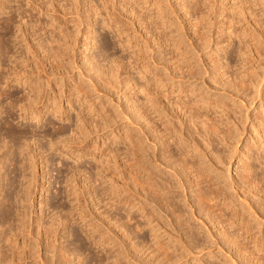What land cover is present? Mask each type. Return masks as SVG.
<instances>
[{"label": "rangeland", "instance_id": "rangeland-1", "mask_svg": "<svg viewBox=\"0 0 264 264\" xmlns=\"http://www.w3.org/2000/svg\"><path fill=\"white\" fill-rule=\"evenodd\" d=\"M3 1L0 0V33L2 40L6 42L8 52H4L5 50L0 47V75L8 76V78L0 82V92H2L0 97V127L26 133V140L30 147L28 150L34 152L36 156H31L28 160L27 150L23 149L21 154L15 150L13 156L17 162L16 167L7 161L4 167L0 168L1 174L6 171L9 178L16 181V189L14 191L12 188L9 190L14 192L12 193L14 204L12 215L14 217L21 202L19 195L15 194L21 193L28 186V193L22 198L23 224L16 225L17 223H14L17 222L14 221L16 219L7 221L9 224L7 222L4 225L0 224V250L9 243L15 244L18 250H21L20 248L23 246L26 247L27 252L24 257L16 259L12 264H41L40 259H47V264H98V259H102L100 264H114L113 261L116 259L114 254L117 252L119 244L116 246L115 243L120 241L119 250L121 254L117 257L118 261L125 263L130 259L126 264H138V262L139 264H159L157 261L162 257L160 256L162 252L152 253L153 250L148 249V246L157 241L158 239L154 240V238L158 236V242L161 243L167 242L169 236L163 230H157V234H153L157 228L151 229L152 224H145L146 218L140 216V211H137L136 208L137 205L133 207L132 203L129 205L124 203L128 197V192H123L117 197L119 186L125 187L126 182H128L131 191L137 190L132 176L135 173L136 164L134 156L131 154L133 150V142L131 141L140 137L141 134L138 130V124H136V118L132 117L135 112L134 103L136 101L137 103L143 102L147 113L156 122L161 118L158 120L157 113L153 111V106H151L152 103L147 101L144 94L138 92L137 87L146 83L149 84V88L152 85L151 76L154 71V60L160 62L158 66L164 75L169 72L173 74L172 68L175 61L171 60L170 56L176 55L184 49L183 44H186L187 48L190 49V56H193L194 69L198 75L194 78L185 76L182 85L189 88L198 87L201 92H207L211 97L218 96L222 91L220 88L212 87L214 85L213 79L208 76L207 70L211 69L209 65H211V58L216 48L214 42L222 40L225 35L218 29L221 26H218L219 23L216 25L217 27L212 25L210 34L207 35L210 41L205 43L204 46H207L203 50L200 48L199 55V53L197 54L198 47L195 46L191 50L188 45L191 42L190 37L194 34V28L190 29V26L196 15L190 11L189 14H186L188 12L182 7L184 0H92V3L89 0L88 2L85 0H32L33 3L29 0H5L6 4ZM212 1L211 3H214ZM214 1L216 2V10L225 8V14L242 18L240 23L235 24V27L239 25L241 30L244 29L246 18L244 20L243 15L239 14L240 12L237 10L239 0ZM255 2L256 4L252 8L257 14L264 15V3L260 1L259 3L258 0ZM71 4L78 5L76 9L82 14V23H80L82 18L78 17L75 9H73V13L64 14V10L72 6ZM92 6L95 14L87 19L85 17L90 14ZM129 9L133 11L131 12ZM219 13L216 14V19L225 21L226 18L222 19ZM237 14H239L238 17H236ZM246 14L249 15V12ZM263 15L260 18L264 21ZM248 19L253 22L252 16H248ZM122 20H125V23ZM121 21L123 25L119 26L118 23ZM59 30L73 33L72 39L61 41L62 49L60 51L56 49L57 43L51 40L55 34L51 35L50 33L51 31L57 33ZM192 37H195V34ZM1 38L0 41L3 42ZM213 38L215 41H212ZM175 40H178L179 49L177 51L173 48ZM236 40L237 38H234L232 47L237 46ZM234 49L235 47L232 49L230 47L228 48L230 52L221 53L224 56L221 63L225 64L229 61V65L232 66L229 70L239 73L240 70L242 71L243 62ZM210 56L211 58H209ZM88 58L92 59V63L99 64L104 70L110 66L115 69L113 60L121 61L123 65L113 70L117 76V79L113 78L116 83L112 81L109 87L103 88L101 78H97L96 80L99 81L97 82L95 80L96 74L88 70V63L86 62ZM254 58L252 57L244 65L246 72H250L257 66L256 69L264 68V55L260 57L261 60ZM183 60L186 68V58ZM257 60L262 65H259ZM251 61L252 63H250ZM13 68L19 72V75H16L19 76L18 78L12 73ZM223 71L224 69H220L217 72L215 81L217 80L218 84L232 78L229 76L231 72L228 71V74L223 75L225 72ZM178 75L177 73V77H179ZM128 78H130V84ZM92 80L96 81L94 82L96 83L95 87L92 86ZM262 81L264 82V76ZM131 84L133 85L130 86ZM207 85L211 86L208 88ZM35 86L40 101L35 105L31 104V107L33 109L39 106L38 110L42 107V113L37 118L34 117L36 113L34 110L33 113H27V111H23L24 109L21 110V106L29 102L27 98L33 96L31 89H34ZM79 86L84 87V90L79 92ZM177 96L178 93L175 91L170 96V100H175ZM180 96L184 98V93ZM69 100L71 103L68 102ZM40 102L47 107L43 108V104ZM163 102L162 106H164L165 100ZM259 102L255 98V106L259 105ZM249 111L252 116L251 121L256 123L259 110L252 105ZM176 113L182 118V114L178 110ZM110 114H112L113 121L111 120L107 127L102 125L104 128L101 126L99 130L95 127L96 129L93 130L92 126L97 121L98 123L101 122L105 116ZM263 114L260 115L263 116ZM126 116L130 118L128 119ZM81 118L86 124H84L82 131L86 132L88 129L92 131L85 133L81 144H85L88 149L86 148L87 150L81 155H76L77 151L74 150V146L77 145L72 146L74 150L72 153V149L69 150L67 138L77 137V129L82 127L80 126L82 124ZM165 119L166 117L161 118L162 121ZM246 127L248 132L244 131L243 134L239 135L238 143L235 144L238 151L227 164L229 173L236 180H240L242 173L241 161L239 160V157L242 156L241 152L242 150L246 151L245 144L247 141L251 142L252 136L255 135L251 123H247ZM145 135L146 137L149 135L145 142L146 146L151 145L150 133ZM129 136H132L133 139L130 140ZM4 140L8 141V138ZM61 140L64 141V145ZM2 143L3 141H0V144ZM8 146H10V142H8ZM3 150L4 148L0 149V159H2ZM12 170L14 173L11 172ZM113 173L116 175L114 177L115 182L110 179ZM225 174H227L226 171ZM13 176L15 178H12ZM5 190L6 187L3 191ZM257 190V188L254 189L250 196ZM6 191L8 192V190ZM15 191L17 192L15 193ZM16 196H18L17 199ZM258 196L262 198L264 194L260 193L255 197L253 196L252 199L256 201ZM230 198L233 199L229 202L230 207L243 212L242 216L234 219L231 226L241 221L244 216V220H248L253 227L251 234L259 230L258 232L264 235V220L261 224L247 212H244V204L233 193ZM220 199L223 201L224 197ZM160 213L164 218L165 214L162 211ZM130 217L133 218L130 220ZM114 218L119 219V221L116 222ZM202 218L209 219V216ZM135 220L141 224V230L134 227ZM199 222L195 218L190 220V224L194 226H200ZM12 223L19 227H17V232ZM121 223L124 228L120 226ZM11 225L13 226L11 227ZM208 225L211 226L212 224L208 223ZM213 225V234H219L222 226L216 222ZM8 227L12 228L11 233L14 232L15 235L7 234L9 238L8 236L6 238L3 237V233L9 230ZM44 227L49 230L48 237L44 235ZM168 227L166 229L175 235L174 228L170 224ZM95 229L102 231L103 235L99 237ZM234 230V228L229 229L231 232ZM258 232L254 233L255 236L254 234L245 235L243 241L259 240V236L262 234L259 235ZM16 233L18 234L16 235ZM171 243L174 244V242ZM171 243L170 248L173 249L172 246L174 245ZM133 244L145 246L137 253ZM249 245L251 247L253 244L250 243ZM211 249L213 252L220 253L216 259H209L207 253L204 254L206 252L204 250L200 253L194 252L191 255H186L177 264H186L185 260H188L189 264H198L197 258L199 256H202L204 262L210 260L213 264H220L218 261L228 255L224 254V250L218 252V248L214 245ZM224 249L228 251L226 246ZM232 249L234 251L235 248L232 247ZM63 250L75 252L77 257L70 256L72 258H70L69 263L61 262L63 261L61 259V251ZM182 250L184 252V249H179L173 254L178 255L177 253ZM174 251H176V247ZM127 252L130 253L128 256ZM249 257V254H246L245 258ZM229 261L227 262L229 263ZM5 264L7 263L5 262Z\"/></svg>", "mask_w": 264, "mask_h": 264}, {"label": "bare ground", "instance_id": "bare-ground-1", "mask_svg": "<svg viewBox=\"0 0 264 264\" xmlns=\"http://www.w3.org/2000/svg\"><path fill=\"white\" fill-rule=\"evenodd\" d=\"M29 1L33 3L32 0ZM85 1L88 2V0ZM89 1L92 3V0ZM211 1L212 0H195L192 2L189 0H184V3L182 2V7L185 8L186 12H188L186 14L193 12V14L196 15L192 25L190 26L188 24L190 29L194 28L193 33L195 34V37H192L194 34L190 37L191 40H189L191 42H189L188 45L191 47V50H193V47L195 46L198 47V54V51L201 49L203 50V48L207 46H204L205 43L210 41L207 38V35L209 36L212 25L217 27L216 25L219 23L218 26L221 27L218 29L225 35L220 34L222 36L224 35L222 40L217 39L219 41L214 42V44H216V48L214 49L213 57H209L212 59L211 65H209L211 69H208L207 73L208 76L215 81L216 75H218V70L224 69L225 72H222L223 75L228 74L229 71L231 72L229 76H232V78L228 76L230 80L227 79L220 84H218L219 82H217V80L215 82L212 80V83L214 84L212 87L220 88L222 92H220L216 97H211L209 94H207V92H201L198 87L189 88L185 84V86L182 85L185 76L194 78L198 75V72L194 69L193 56H190V49L187 48L186 44H183L184 49L179 51L176 54L177 56H170L171 60L175 61L173 62L175 64H173L174 66L172 68V71H174L173 74H170L169 72L164 75L158 66L160 62H157L158 60H154V71L152 72L151 76L152 85L149 88V84L144 83L145 85H139L137 88L138 92H140V94H144L147 97V101L152 103L151 106H153V111L157 113L156 117H158V120L160 117H166V119L162 121L160 118V122H156V120L147 113L145 104L143 102L137 103L136 101L134 103L135 112L132 117L136 118V124H138L139 133L141 136H143L137 137L135 140L132 138V136H129L130 140H134L131 141L133 142V150L131 151V154L134 156L136 167L134 168L135 173L132 176L135 183V189L137 190L131 191L128 182H124L126 185H124L125 187L119 186V189L117 187L115 188L119 190L117 192V197L123 194V192L129 193L124 203H127L128 205L132 203L133 207L137 205L136 208L137 211H140V216L146 218L147 222L145 224H152L151 229L157 228L153 234H157V230H163L164 233L169 236V240L162 243L158 242L159 236H156L157 238H154V240H158L149 245L150 247L148 246V249L151 251L153 250L152 253L156 251L162 252V255L160 254L162 257L159 259L157 258L159 260L157 263L177 264L178 261L184 258L186 255H191L194 252L200 253L204 250H206L204 254L207 253V257H209V259H216L220 253L213 252L211 247L214 245V247L218 248V252L224 250V254H228L226 255L228 260L225 259L226 257L221 258L222 260L218 261L220 264H264V235L261 232H258L259 230L257 229L258 234H262L259 236V240L253 241L250 239L252 242L243 241L245 235H253L257 232H253V234H251L253 227L249 224L248 220H244V216L241 221L237 222V224L234 226H231L234 219L242 216L243 212H240L237 209H232L229 203L230 200H233L230 198L231 194L233 193L244 204V212H247L248 215L254 217L259 223H263L264 197L260 198L258 196L256 201H254L252 197L259 195L260 193L264 194V114L263 116L260 115L264 113V82L262 81L264 76V68L260 67L256 69L258 67L257 66L252 70L250 69V72H246V68H244V65L249 62L248 60H250L252 57L259 59L264 55V21L260 18V16L262 17L263 14H257L255 9L252 8L253 5L255 6L256 4L255 0L252 2L251 0H239L237 3V10H239L240 13H238L243 15L244 20L246 18V26L243 30H241L239 25L235 27V24L240 23L242 20V18L238 17L239 14L236 15L238 18H235L232 14H225V8L221 9L220 7L221 10H216V2L213 0L212 2L214 3H211ZM259 1L264 3V0H258V2ZM3 2L5 3V0ZM71 5L72 6H70L68 9L64 10V14L73 13V9H75V13L78 15V17L82 18L80 22L82 23V14H80L78 9H76L78 8V5ZM93 10L94 9L92 6L90 9V14H88L87 11L88 15L85 18L88 19L91 15L95 14V11ZM133 10L129 9L131 12ZM231 11L232 10L230 9V12ZM246 12H249V15H247ZM218 13L221 15L220 17L222 19L226 18V20L218 21V19H216V14ZM248 16L253 17V22L249 21ZM122 21L125 23V20ZM122 21L118 23L120 24L119 26L123 25ZM50 33L51 35L55 34V37L53 36V39L51 40H53L52 42L57 43L56 49L59 51L62 49L61 41L72 39L73 37V33L66 30L65 32L59 30L57 33H53V31H51ZM1 36L2 35L0 33V38ZM234 38H237L235 42V44L237 43V46L234 45L236 53L238 54L239 59H241L243 62H241L242 71L240 70L242 73L230 71V67L232 68V66L229 65V61L226 58L225 59L228 62H225V64L221 63L222 58H224L221 53L224 52V54H226L228 48H234L232 47ZM2 39L3 38H1V40ZM214 39L215 38H213L212 41H215ZM177 43L178 40H175L173 44V48L176 51L179 49ZM223 43L225 44L222 45ZM0 47L5 50L4 52H8L6 42L0 41ZM183 58H186V68L184 66ZM252 61L250 63H252ZM86 62L88 63V70L93 71V73L96 74L95 80L97 78H101L103 81V88L106 86L109 87L112 81L114 82V79H117L116 72L113 70H115L116 67L118 68L123 65L121 61L116 59L113 60V63H115L116 66L114 67L115 69L110 66L104 70V68L102 69L99 64L96 65L92 63V59L90 60L88 58ZM166 62L168 63V61ZM258 63L259 65H262V63L260 64L259 61ZM12 73L15 74V76L19 75V72H17L14 68ZM177 73L179 74V77H177ZM223 75L221 74L220 76L222 77ZM6 78H8V76L0 75V82ZM95 80H92V86L94 87L96 85L94 82H99L98 80ZM129 82L130 78H128V83ZM132 85L133 84L130 86ZM210 86H208V88ZM169 88L171 89L169 90ZM36 89V86L34 89H31L33 96L30 98V96L27 95L29 96V98H27L29 99V102L24 103L21 106V110L24 109L23 111H27V113H33L34 110L36 112H34V117L37 118L42 113V107L40 110H38L39 106L33 109L31 107V104L35 105L40 101L39 96L36 93L38 90L36 91ZM97 89L98 88H96V90ZM82 90H84V87L82 88V86H79L78 91L81 92ZM175 91L178 93L177 98L175 100H170V96ZM215 91L217 90L215 89ZM182 93H184V98L180 96ZM1 96L2 92H0V97ZM255 98L260 101L259 105L255 106ZM164 100L167 106L165 104L164 106L161 105L164 103ZM68 102L71 103L70 100ZM252 105H254V108L257 107L259 110L256 123L251 121L252 116L249 110ZM44 107L46 108L47 105L43 104V108ZM168 108L170 112L168 111ZM175 109L176 111H174ZM177 110L180 112V114H182V118L176 113ZM111 115L112 114L105 116V119H102V121L99 123L97 121V123L92 126L93 130L95 127L99 128L100 130L102 125L107 127V124L112 120ZM127 117L128 116H126V118ZM129 118L130 117H128V119ZM81 122L82 124L79 125L82 127L77 129L76 132L78 133L77 137L67 138L69 150L73 148V145H77L74 146V150L77 151L76 155H81L82 152L88 149L85 144H81L86 135L85 133H91L92 131L88 129L90 131L87 130L86 132H83L82 129L86 124L84 123V119H82ZM158 122L159 125H157ZM247 123H251V128L255 131V135L252 136L251 142L247 141L245 144L246 147L244 148H246V151L242 150L241 152L242 156L239 157V160L241 161L240 167H242V173L240 175V180H236L229 173V167L227 164L230 163V159L234 157L238 151L235 144L238 143L237 139L239 135L243 134L244 131H246V133L248 132L246 127ZM4 129L0 127V135L3 134V136L0 137V141H3V143L0 144V149L4 148L2 152V159H0V168H3L7 161L16 167L17 162L13 156L15 150H17L19 154H21L23 149L27 150L28 152L26 154L29 157H26L28 160H30L31 156H36L34 152L28 150L30 147L26 140V133L15 131L13 129ZM149 133L151 135L150 140L152 144H149L150 146L148 145V147L146 146L145 142L149 135L146 137L145 134ZM6 138H8V141L4 140ZM119 138L121 137L119 136ZM8 142H10V146H8ZM62 142L64 145V141ZM74 150L72 149V153H74ZM31 153L32 155H30ZM225 171L227 174H225ZM11 172L14 173V170ZM111 175L112 176L110 179H113L114 181V177L116 175L115 173ZM12 178L15 177L13 176ZM15 182L16 181L9 178L8 172L4 171L3 174L0 173V187H2V189H0V224L3 225L11 219H16L14 220L17 221L14 222L17 223L16 225L20 226L23 224L22 218L24 214L21 210L23 209L22 198L28 193V186L25 189L23 188L24 190H22V192L19 194L17 191H15V193L17 192L15 195H19V198L21 199V204L19 203L20 208L14 217L12 215V210L14 207L12 202V193L14 192L9 190H11V188L13 191L16 189L17 185ZM4 186L8 192L6 190L3 191L5 188ZM256 188L258 189L257 192L254 194L252 193L250 196V193ZM230 191L232 192L230 193ZM17 197L18 196H16V199ZM222 197H224L223 201L220 199ZM149 204H151L150 208H148ZM161 211L165 214L164 218L160 213ZM203 216H209V219H203ZM132 218L133 217H130V220ZM192 218L200 221V226L191 225L190 220ZM114 219L116 220V218ZM165 219H168L169 221H166ZM117 221H119V219H117L116 222ZM215 222L222 226L221 231L218 232L219 234L217 235H214L212 231V227L214 228L213 224H215ZM7 223L9 224V222ZM208 223L212 225L209 226ZM169 224L174 228V230H171L175 231V235L166 229ZM16 225L15 230L17 232L18 226ZM12 226L13 225H11V227ZM120 226L124 228L122 223ZM134 227L137 229L139 228V230L142 228L141 224L136 220ZM8 228L9 230L4 233L1 231L4 234L3 237L7 238L9 234L10 236L11 234L15 235L14 232L11 233L12 228ZM231 228H234L235 230L232 232L229 231ZM43 230L44 235L48 237V228L44 227ZM96 231L98 232L99 237L103 235L102 231ZM17 234L18 233H16V235ZM5 240L7 241V239ZM171 242H174V244ZM118 243L120 244L121 242H116L115 245L117 246ZM170 243L174 245L172 247H176V251H174V248H170ZM250 243L253 244L251 247L249 245ZM10 244L11 243L8 245L6 244L4 249L0 250V264H5V262L7 264H12L14 261H16V259L23 258L27 252L25 246L21 247V250H18L15 244ZM119 244L117 247L118 250L114 254L116 259L113 261V263L126 264L130 259L128 261L126 260L127 262L125 263L117 260V257H119L121 254V251L119 250ZM133 245L134 250H136L137 253L145 246H140L139 244ZM224 246L228 248V251L224 249ZM232 247L235 248L234 251ZM179 249H184V252L182 250L181 252L177 253L178 255H176V253L174 255L173 253L178 252ZM61 252V259L63 260L61 262L64 263L70 262V258H72L70 256H73V258L77 257L75 252H67V250H63ZM129 254L130 253L127 252V256ZM246 254H249L250 257L245 258ZM201 257L202 256H199L197 258L198 264H213L210 260L204 262V259ZM101 261L102 259H98L97 263L100 264ZM185 261L187 264L188 260ZM227 261H229V263ZM39 262H41V264H47L48 260L40 259Z\"/></svg>", "mask_w": 264, "mask_h": 264}]
</instances>
